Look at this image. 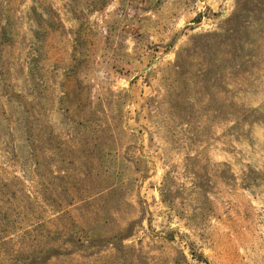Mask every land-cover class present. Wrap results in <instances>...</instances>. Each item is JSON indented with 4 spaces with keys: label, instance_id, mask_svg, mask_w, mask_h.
I'll return each instance as SVG.
<instances>
[{
    "label": "rangeland",
    "instance_id": "obj_1",
    "mask_svg": "<svg viewBox=\"0 0 264 264\" xmlns=\"http://www.w3.org/2000/svg\"><path fill=\"white\" fill-rule=\"evenodd\" d=\"M0 264H264V0H0Z\"/></svg>",
    "mask_w": 264,
    "mask_h": 264
}]
</instances>
